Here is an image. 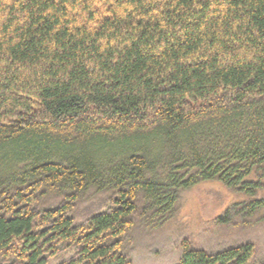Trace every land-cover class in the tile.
I'll return each mask as SVG.
<instances>
[{"label": "trees", "instance_id": "16d2710c", "mask_svg": "<svg viewBox=\"0 0 264 264\" xmlns=\"http://www.w3.org/2000/svg\"><path fill=\"white\" fill-rule=\"evenodd\" d=\"M205 182L264 221V0H0V264H145ZM222 236L173 264H264Z\"/></svg>", "mask_w": 264, "mask_h": 264}, {"label": "rangeland", "instance_id": "374dc122", "mask_svg": "<svg viewBox=\"0 0 264 264\" xmlns=\"http://www.w3.org/2000/svg\"><path fill=\"white\" fill-rule=\"evenodd\" d=\"M214 183L205 182L181 193L179 210H177L173 222L154 239V241L158 239L156 244L158 247L168 241H172V245H169L170 247L167 248L168 252L165 255L162 252L160 254L156 253L153 250L156 246L152 250L150 247L147 248L146 256H142L148 261L145 264H173L178 259V252H181L179 244L182 241L191 240L197 245H206V242L203 241L206 238L212 237L216 241L222 235L225 238L233 237L234 240L250 239L256 244L258 251L264 253V221L251 222L250 226L245 220H240L237 225L235 223L236 217H233L229 222L230 224L224 225L221 222L213 224L214 218L220 217L232 206L250 200L243 193L221 186L218 182ZM62 258L61 256L52 259L50 264H54ZM148 258L151 259L148 260Z\"/></svg>", "mask_w": 264, "mask_h": 264}]
</instances>
